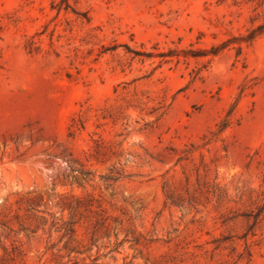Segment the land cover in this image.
Listing matches in <instances>:
<instances>
[{
  "label": "rangeland",
  "instance_id": "rangeland-1",
  "mask_svg": "<svg viewBox=\"0 0 264 264\" xmlns=\"http://www.w3.org/2000/svg\"><path fill=\"white\" fill-rule=\"evenodd\" d=\"M263 202L264 0H0V264H264Z\"/></svg>",
  "mask_w": 264,
  "mask_h": 264
},
{
  "label": "trees",
  "instance_id": "trees-1",
  "mask_svg": "<svg viewBox=\"0 0 264 264\" xmlns=\"http://www.w3.org/2000/svg\"><path fill=\"white\" fill-rule=\"evenodd\" d=\"M61 6H62V4L59 5V8H61ZM66 6H67V7L69 6L68 1L66 2ZM259 29H261V28H259ZM259 29H258V31H259ZM256 32H257V30H252V31L250 32V34H249L246 38H244V39H245L246 41H252V40L254 39L255 35H256ZM230 43H231V41L223 42L221 45H219L218 49H216L213 53H217L219 50L223 49L224 47H226V46L229 45ZM238 49H240V47H238ZM170 55H177V56H178L179 53L176 52V50H171V51H170ZM261 215H264V202H263V204H261V205H259V206L257 207V213L255 214V218H256V219H259V217H260ZM72 231L74 232L73 229H72Z\"/></svg>",
  "mask_w": 264,
  "mask_h": 264
}]
</instances>
